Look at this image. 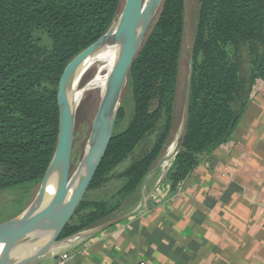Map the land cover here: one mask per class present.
I'll list each match as a JSON object with an SVG mask.
<instances>
[{
	"label": "trees",
	"instance_id": "16d2710c",
	"mask_svg": "<svg viewBox=\"0 0 264 264\" xmlns=\"http://www.w3.org/2000/svg\"><path fill=\"white\" fill-rule=\"evenodd\" d=\"M184 1H162L128 74L132 118L113 133L88 189L106 180L164 112L160 139L117 175L122 181L116 196L136 192L156 161L171 127L184 49ZM121 8L122 0H0V192L38 185L56 143V92L63 70L109 28ZM189 52L186 126L162 180L177 185L202 154L230 137L255 82L264 81V0H200ZM120 115L121 110L117 119ZM119 204L82 200L71 217L83 211L78 223L68 222L60 237L98 222Z\"/></svg>",
	"mask_w": 264,
	"mask_h": 264
},
{
	"label": "crops",
	"instance_id": "0c3cea01",
	"mask_svg": "<svg viewBox=\"0 0 264 264\" xmlns=\"http://www.w3.org/2000/svg\"><path fill=\"white\" fill-rule=\"evenodd\" d=\"M150 193L139 213L62 246L65 264H264V82L226 141L179 185ZM54 254L40 261L55 264Z\"/></svg>",
	"mask_w": 264,
	"mask_h": 264
},
{
	"label": "water",
	"instance_id": "95a60500",
	"mask_svg": "<svg viewBox=\"0 0 264 264\" xmlns=\"http://www.w3.org/2000/svg\"><path fill=\"white\" fill-rule=\"evenodd\" d=\"M163 0H123L122 8L109 28L76 54L66 65L56 92L58 131L53 154L31 201L16 216L0 223V264H32L50 251L72 245L139 213L146 205L142 194L130 212L106 220L92 228L60 237L97 172L111 141L120 110V99L131 65ZM187 10L184 1V48L188 47ZM109 48L116 54L92 120L82 156L71 171L76 102L81 91L78 82L92 61ZM192 61H189L181 130L173 151L163 156L145 178L163 162L174 160L186 126ZM143 180L142 187L145 183Z\"/></svg>",
	"mask_w": 264,
	"mask_h": 264
},
{
	"label": "rangeland",
	"instance_id": "374dc122",
	"mask_svg": "<svg viewBox=\"0 0 264 264\" xmlns=\"http://www.w3.org/2000/svg\"><path fill=\"white\" fill-rule=\"evenodd\" d=\"M185 3L187 10L186 29H187V37H188V47L186 49L185 48L182 49L179 59V71L177 76L176 96L173 105L170 132L168 133L166 139L162 143L161 150L153 166H155V164L163 156L168 155V148L173 147L175 145L177 141V135L181 130L183 105L185 101L187 76L189 72V61L191 60L189 57V53H190L189 51L196 30L200 0H185ZM152 24L150 25L148 31L151 29ZM104 72L105 70L102 71L101 76H103ZM99 79L100 78L97 77L96 75L95 68H92L82 78H80L78 82V88L85 87V85L88 82H90L89 85L93 83H97ZM259 81L264 82L262 79H260ZM95 89L91 90V93L88 95L83 105L80 107L79 110L76 111L75 114L74 138H73V147L71 153V171L74 170V168L76 167L77 163L79 162L82 156L90 132L92 120L95 115L99 103V99L101 97L99 93V89L97 88L96 85H95ZM120 110H121V115L118 117L116 124L114 126V132H113L114 134L122 132L128 126L132 118L133 98L128 80L122 91V95L120 99ZM164 126H165V113L162 112L161 114H158V116L151 124L149 130L145 134V136L130 152L127 158H125L115 169L104 175L106 180L103 181L98 186L87 190V192L85 193L82 199L83 201L85 200L86 202H88V201L106 200L110 202L116 201V203L120 202V204L117 206L116 210L113 211L110 215L104 217L103 219L99 220L98 222L92 225H89L84 229L92 228L106 220L116 218L120 215L132 211L139 203L142 194L147 198L146 199L147 201L150 199L151 196L150 190L152 185L154 186L155 184L157 185L162 182L163 178L165 177L169 168L171 167L173 160L166 161V164L165 162H163L161 164L162 166H160L156 171L148 175L146 178L144 177L145 183L143 187H142L143 184L142 182L144 178L140 183V185L138 186L136 192H134L128 197H123L122 199L119 196H116L117 194L116 191L120 187L122 181L120 178L117 177V175L121 173L122 170L126 168V166H128L129 164H131L132 162L138 159H141L153 149L154 145L158 142V140L162 135ZM0 171H2V168H0ZM37 187L38 185H23V186L5 189L2 192H0V223L8 219H11L12 217L16 216L23 208H25V206L33 198L37 190ZM82 213L83 211H80L78 215H75L69 221L68 225L74 226L75 224H77L79 218L78 216Z\"/></svg>",
	"mask_w": 264,
	"mask_h": 264
},
{
	"label": "bare ground",
	"instance_id": "6f19581e",
	"mask_svg": "<svg viewBox=\"0 0 264 264\" xmlns=\"http://www.w3.org/2000/svg\"><path fill=\"white\" fill-rule=\"evenodd\" d=\"M149 0H142V6H146ZM122 4H123V0H122ZM115 54H116V49L115 48H109L107 50H105L104 52H102L100 55H98L96 57V59L94 61L91 62V64L86 68V70L83 72V74L81 75L80 78H82L88 71H90L92 68H95L96 70V75L97 77H99V81L97 83H93L91 85L90 82L87 85L88 87L84 88L78 99H77V104H76V111L80 109V107L83 105V103L85 102L86 98L88 97V95L91 93L92 89H95V85L97 86V88L99 89V93L100 96L103 92L104 86H105V81H106V77L112 67V64L114 62L115 59ZM105 70L103 76H101L102 71ZM80 80V79H79ZM96 90V89H95ZM93 115V114H92ZM87 116V115H86ZM174 149L173 147L168 148V154H170ZM166 164V162H165ZM162 166V165H161ZM62 249V247H58L52 251H50L49 253H47L46 255L49 254H54L59 252ZM45 255V256H46Z\"/></svg>",
	"mask_w": 264,
	"mask_h": 264
},
{
	"label": "built area",
	"instance_id": "2783aa9c",
	"mask_svg": "<svg viewBox=\"0 0 264 264\" xmlns=\"http://www.w3.org/2000/svg\"><path fill=\"white\" fill-rule=\"evenodd\" d=\"M179 184L180 183H178V185ZM69 246H71V245H69ZM53 256L57 257L55 264H65L66 261L69 259V252L64 250L62 247V249L59 252H57L56 254L52 255V257Z\"/></svg>",
	"mask_w": 264,
	"mask_h": 264
}]
</instances>
